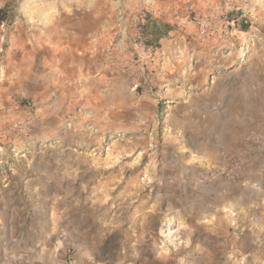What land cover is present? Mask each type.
Segmentation results:
<instances>
[{
  "label": "rangeland",
  "instance_id": "rangeland-1",
  "mask_svg": "<svg viewBox=\"0 0 264 264\" xmlns=\"http://www.w3.org/2000/svg\"><path fill=\"white\" fill-rule=\"evenodd\" d=\"M1 10L0 264H264V0Z\"/></svg>",
  "mask_w": 264,
  "mask_h": 264
},
{
  "label": "trees",
  "instance_id": "trees-1",
  "mask_svg": "<svg viewBox=\"0 0 264 264\" xmlns=\"http://www.w3.org/2000/svg\"><path fill=\"white\" fill-rule=\"evenodd\" d=\"M0 14L2 15L0 17V25L3 24L4 21H8V17L4 16L5 14H8L6 10H1ZM150 26H152L153 28H150ZM155 27V28H154ZM170 27H167V25L163 28V29H159L158 27H156L155 23H149L148 25H145L144 27V31H147V29H151V37H149V39H156L157 41H160L161 39L166 38L169 35V30ZM242 30L246 31L248 30V25L242 24Z\"/></svg>",
  "mask_w": 264,
  "mask_h": 264
},
{
  "label": "crops",
  "instance_id": "crops-1",
  "mask_svg": "<svg viewBox=\"0 0 264 264\" xmlns=\"http://www.w3.org/2000/svg\"><path fill=\"white\" fill-rule=\"evenodd\" d=\"M252 98L253 99H250V100L255 99L256 101H254V103L252 101H248V103H253L254 105H250L249 107L245 109V115L249 119H252L254 116H257L260 114L264 115V101L262 100V98L259 95L253 96Z\"/></svg>",
  "mask_w": 264,
  "mask_h": 264
},
{
  "label": "built area",
  "instance_id": "built-area-1",
  "mask_svg": "<svg viewBox=\"0 0 264 264\" xmlns=\"http://www.w3.org/2000/svg\"><path fill=\"white\" fill-rule=\"evenodd\" d=\"M246 23H247V22H246ZM256 139H257V141H256L257 144H259V145H258V148H261V147H262V146H261V139H260L259 137H257Z\"/></svg>",
  "mask_w": 264,
  "mask_h": 264
}]
</instances>
